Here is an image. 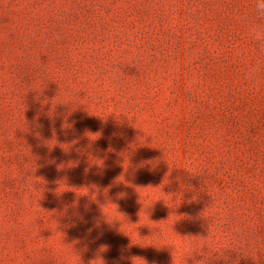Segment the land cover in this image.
I'll list each match as a JSON object with an SVG mask.
<instances>
[{"label":"rangeland","instance_id":"rangeland-1","mask_svg":"<svg viewBox=\"0 0 264 264\" xmlns=\"http://www.w3.org/2000/svg\"><path fill=\"white\" fill-rule=\"evenodd\" d=\"M255 0H0V264H264Z\"/></svg>","mask_w":264,"mask_h":264},{"label":"clouds","instance_id":"clouds-1","mask_svg":"<svg viewBox=\"0 0 264 264\" xmlns=\"http://www.w3.org/2000/svg\"><path fill=\"white\" fill-rule=\"evenodd\" d=\"M245 28L253 54L244 65L242 79L257 88L264 85V0H255L251 16L245 18Z\"/></svg>","mask_w":264,"mask_h":264}]
</instances>
